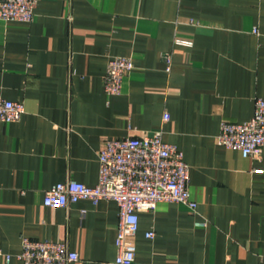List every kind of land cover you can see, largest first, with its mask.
Here are the masks:
<instances>
[{"label": "crops", "instance_id": "0c3cea01", "mask_svg": "<svg viewBox=\"0 0 264 264\" xmlns=\"http://www.w3.org/2000/svg\"><path fill=\"white\" fill-rule=\"evenodd\" d=\"M118 56L133 69L108 95ZM0 96L25 109L0 122V244L11 255L0 264H20L21 237L66 242L70 264H112L116 203L45 207L44 191L95 186L107 140L156 130L183 153L197 213L139 211L137 262L264 264V149L254 159L216 142L222 122L248 121L264 98V0H39L32 22L0 20Z\"/></svg>", "mask_w": 264, "mask_h": 264}, {"label": "built area", "instance_id": "2783aa9c", "mask_svg": "<svg viewBox=\"0 0 264 264\" xmlns=\"http://www.w3.org/2000/svg\"><path fill=\"white\" fill-rule=\"evenodd\" d=\"M39 0H0V20L30 23L35 16ZM256 32V30H254ZM162 59L166 70L171 65V55ZM133 69L128 57H113L106 66L103 87L108 95L122 91L123 79ZM25 112L19 101H9L0 96V122H17ZM168 115H163V121ZM216 142L227 149L238 151L243 157L259 159L264 149V98L255 100L252 117L245 122L221 123ZM99 172L95 186L67 179L44 191L45 207L62 208L80 200L97 205L102 200L114 201L118 207L115 247L112 264H141L135 256L133 239L138 231V212L154 210L160 203H178L192 214L197 213V203L188 189L189 167L183 153L174 144L164 142L162 131L151 135L128 136L107 140L98 154ZM197 226H206L201 220ZM153 232L146 233L152 238ZM0 256L9 263L11 255L2 251ZM20 264H70L78 260L66 242L32 240L21 237V250L15 255Z\"/></svg>", "mask_w": 264, "mask_h": 264}]
</instances>
